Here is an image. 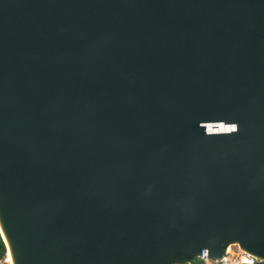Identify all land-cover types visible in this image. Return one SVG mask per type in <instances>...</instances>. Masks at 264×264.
I'll return each mask as SVG.
<instances>
[{
    "label": "water",
    "instance_id": "1",
    "mask_svg": "<svg viewBox=\"0 0 264 264\" xmlns=\"http://www.w3.org/2000/svg\"><path fill=\"white\" fill-rule=\"evenodd\" d=\"M0 223L16 264L264 258V0H0Z\"/></svg>",
    "mask_w": 264,
    "mask_h": 264
},
{
    "label": "built area",
    "instance_id": "2",
    "mask_svg": "<svg viewBox=\"0 0 264 264\" xmlns=\"http://www.w3.org/2000/svg\"><path fill=\"white\" fill-rule=\"evenodd\" d=\"M197 258L201 260L195 262L191 259L179 264H264V261L245 252L237 244L231 245L225 254L219 258L210 257L207 254Z\"/></svg>",
    "mask_w": 264,
    "mask_h": 264
},
{
    "label": "bare ground",
    "instance_id": "3",
    "mask_svg": "<svg viewBox=\"0 0 264 264\" xmlns=\"http://www.w3.org/2000/svg\"><path fill=\"white\" fill-rule=\"evenodd\" d=\"M209 127H211V129H215V130L219 131L221 129L224 130V129L230 127V125H226L224 123H212V124H210ZM0 231H1V234L3 236V239L5 241V245H6V248H7V250H6V260H7L8 264H16L12 248H11L10 243H9V241H8L6 235H5V232L3 230V227L1 225V223H0ZM233 244H237V243H231L230 245H233ZM230 245L226 248L225 251H227L230 248ZM252 256L264 261V258H259L258 256H255V255H252Z\"/></svg>",
    "mask_w": 264,
    "mask_h": 264
},
{
    "label": "trees",
    "instance_id": "4",
    "mask_svg": "<svg viewBox=\"0 0 264 264\" xmlns=\"http://www.w3.org/2000/svg\"><path fill=\"white\" fill-rule=\"evenodd\" d=\"M5 252H6V248H5L4 242H3V240H2V237H1V235H0V259H1L2 257H4ZM200 260H201V259H198L197 257H195V258L193 259V261H195V262H198V261H200Z\"/></svg>",
    "mask_w": 264,
    "mask_h": 264
},
{
    "label": "rangeland",
    "instance_id": "5",
    "mask_svg": "<svg viewBox=\"0 0 264 264\" xmlns=\"http://www.w3.org/2000/svg\"><path fill=\"white\" fill-rule=\"evenodd\" d=\"M230 246H231V245H230ZM0 264H8V262H7V260H6V253H5L4 257H2V258L0 259Z\"/></svg>",
    "mask_w": 264,
    "mask_h": 264
}]
</instances>
